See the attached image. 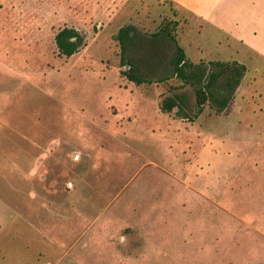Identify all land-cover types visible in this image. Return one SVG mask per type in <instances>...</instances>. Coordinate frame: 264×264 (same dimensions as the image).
I'll list each match as a JSON object with an SVG mask.
<instances>
[{"label":"rangeland","instance_id":"rangeland-1","mask_svg":"<svg viewBox=\"0 0 264 264\" xmlns=\"http://www.w3.org/2000/svg\"><path fill=\"white\" fill-rule=\"evenodd\" d=\"M177 45L246 66L221 113ZM59 259L264 264V0H0V264Z\"/></svg>","mask_w":264,"mask_h":264},{"label":"trees","instance_id":"trees-1","mask_svg":"<svg viewBox=\"0 0 264 264\" xmlns=\"http://www.w3.org/2000/svg\"><path fill=\"white\" fill-rule=\"evenodd\" d=\"M129 35L128 26L122 27L117 36L124 40ZM55 42L60 56L70 57L84 46V37L75 29L70 27L62 28L55 36ZM127 64L131 66L128 71H124L130 80L137 84L145 80L136 72V66L131 61ZM173 74L183 84L192 86L196 91L197 112L199 116L205 109V105H210L221 113L231 102L232 95L239 87L246 74V66L238 61L212 60L209 62H192L187 58L184 49L177 45L176 54L171 60ZM184 98L181 95L167 97L161 104L165 112H171L178 108V114L184 109Z\"/></svg>","mask_w":264,"mask_h":264},{"label":"crops","instance_id":"crops-1","mask_svg":"<svg viewBox=\"0 0 264 264\" xmlns=\"http://www.w3.org/2000/svg\"><path fill=\"white\" fill-rule=\"evenodd\" d=\"M56 264H62L61 259H59L58 261H56Z\"/></svg>","mask_w":264,"mask_h":264}]
</instances>
